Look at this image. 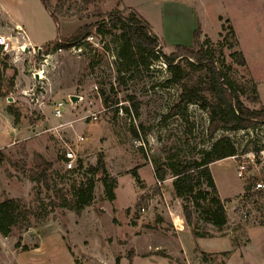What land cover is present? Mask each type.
Returning a JSON list of instances; mask_svg holds the SVG:
<instances>
[{
    "label": "rangeland",
    "instance_id": "obj_1",
    "mask_svg": "<svg viewBox=\"0 0 264 264\" xmlns=\"http://www.w3.org/2000/svg\"><path fill=\"white\" fill-rule=\"evenodd\" d=\"M49 1L58 24L41 0H0V37L12 48L0 51V111L24 130L19 137L23 141L0 150V202L20 199L30 212L28 224L13 229L9 249L1 245L0 264H14L15 256L31 263L35 258L40 264H116L117 258L120 264H226L235 250H243L244 258L236 256L230 264H264V190H256V184L264 182V162L261 153L254 154L264 146V126L255 132L220 131L210 139L209 113L198 105L189 106L188 121L169 116L180 90L167 83L171 76L166 64L155 61L147 68L118 72L121 31L108 19L117 10L125 12L119 0ZM124 2L164 37L168 55L178 40L191 43L200 22L207 35L202 42L211 41L204 49L244 92L245 105L253 110L264 107V0ZM103 21L107 30L93 34L92 41L70 49L46 47L73 36L85 24ZM224 24L233 26L238 43L230 35L224 41ZM28 39L37 46L26 45ZM237 51L244 54L246 66L232 56ZM254 83L257 103L250 100ZM58 102L64 103L61 119L55 117ZM9 109L19 115L17 121ZM80 136L85 141L79 143ZM223 138L232 139L239 158L210 167L228 217L227 225L218 228L204 220L201 208L177 197L175 177L158 181L155 173L168 163L200 160ZM24 141L31 145L26 147ZM69 147L78 158L72 173L64 166ZM100 159L105 175L117 181L115 199L107 197L98 181L91 205L84 211L71 210L67 204L73 198L72 187L86 181L87 170ZM240 162L248 168L243 178L237 175ZM135 168L140 181L131 174ZM92 220L97 222L94 229ZM76 226L87 228V234L77 232ZM182 246L193 253L190 262ZM197 246L219 253L204 257ZM136 251L144 254L133 260Z\"/></svg>",
    "mask_w": 264,
    "mask_h": 264
},
{
    "label": "trees",
    "instance_id": "obj_2",
    "mask_svg": "<svg viewBox=\"0 0 264 264\" xmlns=\"http://www.w3.org/2000/svg\"><path fill=\"white\" fill-rule=\"evenodd\" d=\"M41 1L58 24L59 18L50 1ZM86 1L89 3V0ZM121 4L122 0H119L118 5ZM124 9V13L117 10L109 14L108 19L112 27L121 31V44L117 52L120 62L118 72H125L128 67L132 66L147 68L155 61L166 64L171 76L167 83L177 85L180 90L178 101L171 108L169 116L180 115L188 121L189 106L198 105L209 113L208 137L210 139H214L220 131L255 132L259 127L264 126V107L253 110L245 105L241 98L244 92L229 79L228 73L216 64L208 50L204 49V43H211V41L206 38L202 42L200 26L194 31L193 46L177 45L174 47V52L168 55L164 52V42L153 32L150 23L136 10L128 7ZM226 23L229 24L230 21L227 20ZM106 25V21L85 24L73 36L59 38L46 47L49 50H59L81 46L82 41L87 37L93 34H104L107 30ZM226 31L228 34L223 36ZM228 35L238 43L233 26L224 24L221 33L224 41L228 40ZM232 56L241 66L247 65L242 52L237 51ZM252 93L254 96L250 100L255 103L260 102L256 83L253 84ZM136 111H138L137 107ZM9 113L15 117L16 121L18 120L19 115L12 109H9ZM262 151H264V146L255 148L254 154L259 156ZM238 154L232 139L223 138L216 142L210 150L204 151L200 160L181 163L178 166L168 163L165 164L166 167L157 168L156 178L158 181H165L168 175L175 177L173 186L177 197L189 205L201 208L207 223L224 228L228 223L225 202L219 196L210 167L214 163L236 157ZM105 174H107L106 167L103 159H100L97 166L87 170L86 181L72 187L73 198L67 204L68 207L80 212L90 206L94 200V190L98 181L104 184L107 197L114 200L117 181ZM131 174L137 181H140L137 168L131 170ZM250 187L248 185L246 190ZM200 200L206 204H202ZM187 206L184 210L190 216L191 211ZM29 216L30 212L20 199H4L0 202V233L4 237L10 236L14 228L23 223L28 224ZM203 256L206 257L207 254ZM116 264H120L119 258L116 259Z\"/></svg>",
    "mask_w": 264,
    "mask_h": 264
},
{
    "label": "crops",
    "instance_id": "obj_3",
    "mask_svg": "<svg viewBox=\"0 0 264 264\" xmlns=\"http://www.w3.org/2000/svg\"><path fill=\"white\" fill-rule=\"evenodd\" d=\"M174 1H178V0H174ZM122 4L125 7L134 9L132 6H130L127 3H125L124 0H122ZM138 13L142 17H144V18L146 17L143 14H141L140 12H138ZM191 15L194 17V20L196 21V18H195V15H194V12L193 11L191 12ZM146 20L149 22L148 19H146ZM200 24L201 23L198 22V27L199 26L201 27L202 37H206L207 35L204 33V31H202V26ZM150 25L152 26L153 32L155 33L154 26L151 23H150ZM156 35L163 41L164 37H162V35H160V34L159 35L156 34ZM25 42H26V45H28V46H37V44H34L29 39H28V41H25ZM178 42H180V43H176L175 46H177V45H183V44H185V45L189 44V45H187L189 47L193 46V44H194V33H193V36H192L191 43H188L189 41H186L185 43H181L183 41H179V40H178ZM11 119H12L11 116H9L7 113H6V116H3L2 117V113L0 111V150L2 149V147H6L7 146V147L10 148L12 146H16L19 142H21V141L24 140V138H21V139L19 138L21 136V134L24 133V130L22 129L23 127L21 128L19 126L13 125ZM3 120H5L4 123H3ZM24 145L26 147H29V145H31V144L28 143L27 141H24ZM26 149L29 152L28 148H26ZM228 160H232V159L230 158ZM222 199L225 200L224 198H222ZM84 210H82V211H84ZM96 225H97V222L92 220V224H91L92 227L91 228L94 229L96 227ZM76 231L79 232V233H81V234H87L88 229L85 228V227L82 228V226H76ZM9 239H10V236L4 237L0 233V250H2L1 245H5L6 246V250L9 249V246H7L8 245L7 240H9ZM214 239H215V241H217L218 238H214ZM199 240L205 241L204 239H199ZM180 243L182 245V242H180ZM182 248H183V251H184V253L182 255H183L185 261L187 260V262H190V258L193 257V253H190L189 251H187L183 246H182ZM197 248L200 249V253H204V254L214 255L216 253H219L218 250H216L214 248H211L209 246H206V247L197 246ZM17 250L18 249H16V251ZM135 254L136 255L134 256V259L133 260H135L136 256H143L144 253L141 254V253H139V252L136 251ZM243 255H245L243 250L242 251L241 250H235V251H233L232 254L230 255L229 259L227 260V263L226 264H230L231 263V260H233L236 256H239V258L243 259L244 258ZM69 256H70L71 262H72L73 258L70 255V253H69ZM33 257H35V256H33ZM25 260H27V261L25 262ZM11 261L15 262L14 264H40V261L41 260L39 261L38 259L33 258V260H32L33 262L31 263V262H29V259L28 258H24V259L19 258L18 259L15 256V257H12V260ZM7 262H8V260H7ZM115 263H116V260H115Z\"/></svg>",
    "mask_w": 264,
    "mask_h": 264
},
{
    "label": "built area",
    "instance_id": "obj_4",
    "mask_svg": "<svg viewBox=\"0 0 264 264\" xmlns=\"http://www.w3.org/2000/svg\"><path fill=\"white\" fill-rule=\"evenodd\" d=\"M17 31L19 32V34L21 32L23 33V31L20 27L17 28ZM92 39H93V37L89 36L85 39V41L89 42V41H92ZM79 49H81V47H79ZM10 50H12V48H11V44H10L9 40L5 37H0V51L8 53V51H10ZM63 107H64L63 102H58L56 104V110H55V117L56 118L61 119L63 117ZM90 117L94 121L97 120L96 115H91ZM82 141H85V138L80 136L78 138V142L81 143ZM261 157H262L261 161L264 162V151L261 152ZM236 158H239V157H233V159H236ZM77 162H78V158H77L76 152L73 149H71L70 147L67 148L65 151V161H64V166H65L66 170L68 172H71V173L76 171V169L78 168ZM247 169L248 168H247L246 162H240L239 165L237 166V175L239 177L243 178L246 175ZM158 183L161 185V182H158ZM256 190H258V191L264 190V182H258L256 184ZM33 238L37 239L38 237L34 234ZM196 264H207V263L197 262Z\"/></svg>",
    "mask_w": 264,
    "mask_h": 264
},
{
    "label": "water",
    "instance_id": "obj_5",
    "mask_svg": "<svg viewBox=\"0 0 264 264\" xmlns=\"http://www.w3.org/2000/svg\"><path fill=\"white\" fill-rule=\"evenodd\" d=\"M42 51V48H39V52H41Z\"/></svg>",
    "mask_w": 264,
    "mask_h": 264
}]
</instances>
